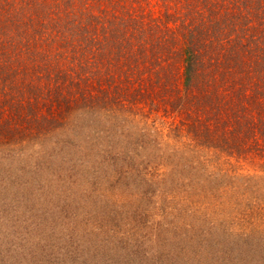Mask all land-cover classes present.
<instances>
[{"label":"trees","instance_id":"1","mask_svg":"<svg viewBox=\"0 0 264 264\" xmlns=\"http://www.w3.org/2000/svg\"><path fill=\"white\" fill-rule=\"evenodd\" d=\"M92 6L99 13L90 11ZM0 48L6 55L0 60V68L7 70L4 80L9 79L5 87L20 95L13 93L6 102L11 115L0 118V142L24 140L29 129H56L66 124L69 112H90L96 98L99 105L131 96L149 102L153 110L159 98L169 111L186 115L190 121L181 124L178 134H193L197 143L225 150L249 145L264 155V0H0ZM17 63L24 71L21 80L13 70ZM92 75L108 83L107 88L99 85L97 97L90 90ZM4 180L26 188L20 175ZM142 201L133 207L134 225L142 220ZM17 216L13 225H41L34 217L29 222ZM97 216L87 218L93 229L88 227L85 239L76 242L74 249L80 248L72 249V258L96 259L95 264L142 258L139 244L128 246L127 239L117 245L106 219ZM23 236L29 238V232ZM118 248L125 252L123 259L109 257ZM234 250L232 256L212 249L204 260L199 249L181 243L170 251V263L185 258L192 264H264V249L262 262Z\"/></svg>","mask_w":264,"mask_h":264},{"label":"rangeland","instance_id":"2","mask_svg":"<svg viewBox=\"0 0 264 264\" xmlns=\"http://www.w3.org/2000/svg\"><path fill=\"white\" fill-rule=\"evenodd\" d=\"M91 10L99 13L96 6ZM5 57L0 53V60ZM21 66L13 69L19 80L24 74ZM6 73L1 66V119L11 115L9 97L13 93L20 97L17 90L5 87ZM101 79L99 83V76H91L95 97L101 95L100 84V89L107 88L106 78ZM96 100L90 112L75 109L56 129H29L24 140L0 142V239L5 241L0 245V264H95L96 259L72 258L71 253L76 242L85 239L88 227L93 229L87 218L92 221L96 215L106 219L110 239L117 245L127 239L128 246L139 244L142 258L134 256L131 264H172L170 251L181 243L199 249L204 260L212 249L233 256L236 248L243 258L262 262L264 155L249 145L225 150L197 143L193 134H178L189 118L169 111V104L159 98L157 110L131 96L99 105ZM41 112L47 114L43 104ZM73 164L77 172L71 171ZM19 175L26 188L4 180ZM140 201L142 220L134 225L132 210ZM64 205L72 209H63ZM17 215L29 222L34 217L41 225L25 222L24 228L23 221L22 226L13 225ZM68 237L75 243H68ZM124 255L118 248L109 257L122 260Z\"/></svg>","mask_w":264,"mask_h":264}]
</instances>
